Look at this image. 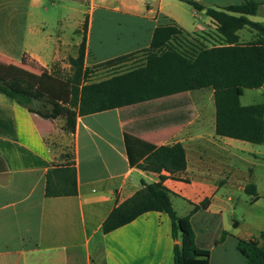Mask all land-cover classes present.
<instances>
[{
    "label": "crops",
    "instance_id": "crops-1",
    "mask_svg": "<svg viewBox=\"0 0 264 264\" xmlns=\"http://www.w3.org/2000/svg\"><path fill=\"white\" fill-rule=\"evenodd\" d=\"M66 1L0 0V71L39 77L56 62L69 67L84 37L85 64L104 62L149 47L160 24L205 42L220 37L216 21L185 0ZM196 1L220 9L245 0ZM249 18L264 24V3ZM238 34L248 42L257 32L246 26ZM205 89L77 115L68 136L64 116L43 118L0 91V264H173L180 239L166 212L103 230L116 206L161 175L210 264H247L238 239L264 230V144L217 135L214 92ZM54 137L71 144L69 159ZM175 143L185 149L184 171L138 167L152 147ZM67 159L77 194L46 196L48 169ZM250 184L258 195L247 192Z\"/></svg>",
    "mask_w": 264,
    "mask_h": 264
},
{
    "label": "trees",
    "instance_id": "trees-1",
    "mask_svg": "<svg viewBox=\"0 0 264 264\" xmlns=\"http://www.w3.org/2000/svg\"><path fill=\"white\" fill-rule=\"evenodd\" d=\"M196 10H205L217 23L219 44H194L187 49L183 41L191 36L176 24L158 25L150 46L93 64L86 60V38L76 56L67 59L66 73L56 62L43 69L39 77L14 67L0 71V91L43 118H66L65 130L72 132L77 115H88L140 102L169 97L188 91L211 88L214 92L216 133L257 144H264V102L243 105L245 88L264 89V25L253 21L264 2L245 0L224 8L208 7L196 0H185ZM246 26L256 30L255 39L239 40L238 31ZM87 28V20L84 29ZM143 52L141 63L98 80H90L94 68L121 67L136 53ZM70 158V155H63ZM55 162L46 174V196L77 194V171L71 160ZM136 163V162H133ZM144 170L171 174L187 166L181 143L152 147ZM165 176L146 183L116 206L103 222L104 232L125 225L148 211L166 212L172 231L180 242L173 249V264H210V251L197 245L190 217L179 216L171 201V191L164 185ZM257 194L256 187H246ZM238 249L247 264H264V230L255 239H238Z\"/></svg>",
    "mask_w": 264,
    "mask_h": 264
},
{
    "label": "rangeland",
    "instance_id": "rangeland-1",
    "mask_svg": "<svg viewBox=\"0 0 264 264\" xmlns=\"http://www.w3.org/2000/svg\"><path fill=\"white\" fill-rule=\"evenodd\" d=\"M66 2H75V0H68ZM264 21V20H263ZM261 23V22H260ZM263 24V23H262ZM264 25V24H263ZM201 34H191V36L187 37L183 41V44L187 49H190L194 44L200 45L204 44L207 46H212L215 44H219L221 41V38H216L215 40H211L208 42H205L206 40L201 39ZM143 52L136 53L133 55L129 61H127L124 65L121 67H117V69L113 70L114 68H109V69H104V68H94V72L91 74L90 80H98L100 78H104L106 76H109L110 74L117 72V71H123L125 69H128L134 65H137L141 63V60L143 59ZM87 66L92 67L93 64H87ZM69 67H64L63 70H65L63 73H66ZM212 91L211 88H206L205 92L210 93ZM259 102H264V89L263 88H245L244 94L241 96V103L243 105H249L253 103H259ZM66 135H70L68 131H65ZM55 142V145L58 147L60 146L61 148L65 149V152L67 155H70L72 150H71V144L67 143L64 141V143H61L63 139H59L58 137H54L52 139ZM61 143V144H60ZM65 144V145H64Z\"/></svg>",
    "mask_w": 264,
    "mask_h": 264
}]
</instances>
